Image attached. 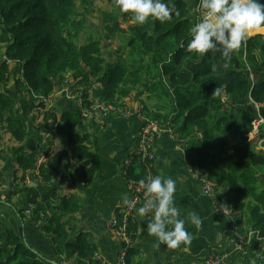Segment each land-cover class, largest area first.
<instances>
[{
    "label": "trees",
    "instance_id": "trees-1",
    "mask_svg": "<svg viewBox=\"0 0 264 264\" xmlns=\"http://www.w3.org/2000/svg\"><path fill=\"white\" fill-rule=\"evenodd\" d=\"M106 1L111 7L102 18L107 34L80 45L84 24L77 19L83 16L79 8L91 11V0H0V131L15 142L7 152L0 150V159L13 163L7 175L16 186L0 196V204L10 206L22 222L28 218L25 212L39 221L35 228L48 237L56 255L51 262L37 254L10 226L0 229V264H100L93 258L90 236L79 232L71 237L68 217L81 210V202L59 190L89 185L96 176L99 157L83 130L88 123L83 110L96 103L140 107L173 130L186 146L192 171L212 183L238 232L258 231L264 239V125L250 139L253 121L264 120V37H249L230 58L215 52L200 56L186 48L194 23L185 0H168L179 16L163 23L149 19L144 25H133L130 13L121 12L114 0ZM125 22L123 29L120 23ZM115 37L121 42L115 53L120 54L107 62L102 49ZM12 80L16 96L30 105L28 115L35 114V133L17 99L6 91ZM66 82L80 104L70 101L72 106L60 115L50 108L43 112V99ZM53 136L61 146L55 153L50 151ZM31 140L34 151L28 149ZM42 157L45 161L39 162ZM128 160L126 183L153 175L152 159L133 153ZM29 174L36 187L26 182ZM0 179L4 192L1 171ZM135 257L131 245L126 264H139Z\"/></svg>",
    "mask_w": 264,
    "mask_h": 264
},
{
    "label": "crops",
    "instance_id": "crops-1",
    "mask_svg": "<svg viewBox=\"0 0 264 264\" xmlns=\"http://www.w3.org/2000/svg\"><path fill=\"white\" fill-rule=\"evenodd\" d=\"M185 2L189 9V17L195 24L198 22L197 0H185ZM257 34L264 35L261 33L253 35ZM55 100L52 111L57 115L72 106L70 101L63 97L58 96ZM62 107L64 109L59 110ZM140 128L141 123L134 116L130 118L110 116L100 123L99 127H96L92 120H88L83 130L89 136L92 152L99 157L96 176L89 185H66L59 189L75 195L81 202V210L68 217L71 223V237L74 238L79 232L90 236V243L95 247V252L108 264H119L118 257L124 246L123 242L110 233L107 222L114 216L121 217L125 207L121 203L122 194H127L129 199L133 196L132 190L121 176V166L123 161L135 152ZM3 134L9 137L10 135L4 129L0 131L2 138L0 150L7 152L11 147L1 146ZM31 141L28 143V149L34 151L36 143ZM51 143V153L61 149L57 136L52 137ZM38 148L42 151L45 145ZM153 152V175L151 176H170L175 179L177 182L175 203L180 209L181 218H187L190 211H195L202 218L203 224L197 228L191 223H186L185 227L193 234V239L188 245L182 244L177 248H169L160 244L156 247V238L147 232V224L152 219L151 213L142 218L135 210L133 213L135 223L132 224L134 226L133 233H131L132 246L136 253L133 262L139 264H202L210 254L218 252L225 256V264H264V260L259 258L262 245L258 241L252 240L251 244H245L244 250L237 249L231 244L232 238L238 231V223L232 219L230 209L221 202L217 193L215 196L218 203L230 211V216L223 214L217 202L205 194L195 174L187 166L189 164L185 144L177 141L174 134L163 132L156 138ZM7 155L8 153L4 155V158ZM44 161L42 157L39 162ZM26 178L30 187H36L34 175L29 174ZM51 187H54V183ZM40 190H46V188L42 187ZM0 223L6 227L14 226L24 242L37 254L51 262L56 261V255L48 237L36 229L30 219L20 221L13 209L3 202L0 204Z\"/></svg>",
    "mask_w": 264,
    "mask_h": 264
},
{
    "label": "clouds",
    "instance_id": "clouds-1",
    "mask_svg": "<svg viewBox=\"0 0 264 264\" xmlns=\"http://www.w3.org/2000/svg\"><path fill=\"white\" fill-rule=\"evenodd\" d=\"M121 12L131 14L133 25H144L149 19L160 22L170 21L179 16V10L168 0H114ZM196 11L197 21L191 28V39L186 48L190 53L204 56L210 52L219 53L225 58L240 49L248 37L264 30V3L261 0H199ZM144 189L145 201L136 209L140 217L151 213L147 232L156 238V247L164 244L169 248L188 245L193 234L185 227L191 223L197 228L203 224L195 211L187 218H181L180 209L175 203L177 182L172 177L149 176L140 180ZM121 203L135 207V201L122 194Z\"/></svg>",
    "mask_w": 264,
    "mask_h": 264
},
{
    "label": "built area",
    "instance_id": "built-area-1",
    "mask_svg": "<svg viewBox=\"0 0 264 264\" xmlns=\"http://www.w3.org/2000/svg\"><path fill=\"white\" fill-rule=\"evenodd\" d=\"M199 3V0H197V5ZM198 14V13H197ZM63 97L66 100L73 101L75 104H80V96H74L71 91L70 85L66 82L65 86L62 87L61 90L57 91L53 95H51L48 98H44V103L48 106L51 105L55 100L56 97ZM83 115L87 120H92L93 123L99 124L106 121L110 116H117L120 118H130L134 116L138 121L141 123V128L139 132L138 137V143L137 148L135 150L136 156H141L142 158H148L153 159L154 152H153V146L155 143L156 138L160 133L167 132L170 135L174 134L177 141L183 143V141L179 140L176 136L174 131L171 130L168 126L161 125L158 122L154 121L151 117L147 116L145 113L142 112L141 108H135V109H121L114 105H105L103 103H96L94 106H92L90 109H84ZM264 125V120L261 117H258L257 120L253 121V132L257 129H259L260 126ZM130 162L128 159L124 160L122 163V170H121V176H123L124 179H126L127 172L126 168L129 166ZM189 170L192 171V168L190 165H187ZM193 172V171H192ZM194 173V172H193ZM196 176V179H198L203 186V191L205 194L210 196L214 202H217V205L219 209L223 212V214L230 216V211L226 210L222 204L218 203V199L215 196L212 184L206 180L204 177L199 176V174L194 173ZM130 189L132 190L133 196L132 200L135 201V207H124V210L121 214V217L114 216L111 219L108 220L107 225L109 228L110 233L118 240L124 243V246L120 250V256L118 257L119 264H126L125 257L128 248L132 245L133 239L132 234L129 230L130 225L134 224V217L133 213L134 211L143 205L145 201L144 196V189L141 187L140 183H136L133 181H129L127 183ZM38 224L40 222L38 221ZM246 242V238L236 233L232 243L236 247H240L244 245ZM93 258L98 261L100 264H108L106 260H104L97 252L94 254ZM259 258L261 260H264V250L259 253ZM225 257L220 253H212L210 254L205 261L202 264H224Z\"/></svg>",
    "mask_w": 264,
    "mask_h": 264
},
{
    "label": "rangeland",
    "instance_id": "rangeland-1",
    "mask_svg": "<svg viewBox=\"0 0 264 264\" xmlns=\"http://www.w3.org/2000/svg\"><path fill=\"white\" fill-rule=\"evenodd\" d=\"M93 2V7H92V10L89 11V12H86L85 9L88 8L87 6H83V7H80L79 8V12L80 14H83L80 15L77 19H81L83 24H84V29L82 30L81 34H78V41H79V44L82 45L84 44L88 38H102V35H105L107 34L106 30L103 28V22H102V18H103V12L104 11H108L110 12L111 11V7L110 5L108 4V2L106 0H91ZM120 26L123 28V29H126L128 27L127 23H120ZM256 33H261V34H264V31H259V32H256ZM255 34V33H253ZM253 34H251L249 37L251 36H254ZM264 36V35H263ZM248 37V38H249ZM121 42H120V39L118 37H115L114 39L110 40V41H107V43L105 44V46H103V57L105 58V60L107 62H111V61H114L115 60V57L120 54V53H115L116 50L119 48ZM0 45L1 46H4L3 45V38H2V35H1V27H0ZM11 64V63H10ZM13 80L12 81H9V83L7 84V89L6 91L13 95L17 101H18V105H20V108H21V111L24 112V115L25 117L28 119V122H30V130L35 133L36 132V127L38 125L37 121L35 120V114H32V116L30 117L27 113L28 109L30 108V105L27 103L26 99H20L16 96L15 94V90H14V86H13ZM60 99V98H59ZM57 99V100H59ZM56 101V100H55ZM55 101H53L52 103V107L51 105L49 106L50 109H53L54 108V104H55ZM48 106H46L45 109H42V111H47L49 110ZM64 108H60L59 110H63ZM31 110V109H30ZM34 110V108L32 109ZM40 113V112H39ZM41 114V113H40ZM258 119V118H257ZM256 119V120H257ZM100 126V123L99 124H96V127H99ZM258 132V130L256 129L254 132L252 131V133L250 134V139L256 135V133ZM10 135V134H9ZM44 139L47 138V136L45 135L43 137ZM32 142V141H30ZM15 144V142L10 139L9 136H7V134H3V142L1 144V146H3L4 148H9V147H12L13 145ZM61 147V146H60ZM262 150H264V147L261 148ZM10 156L9 154L7 155V157L5 159H8ZM11 166H13V163H10L9 161L5 160L4 162L2 161V159H0V171L2 172V175H3V180L6 182L4 186H2V190H4V192L2 194H0V196H5L7 193H8V190L12 189V188H15V187H12L11 186V181L7 175L8 172H10V168ZM15 170H16V165L14 164V167H13ZM21 176V173H18L16 177H20ZM200 176V175H199ZM203 177V176H201ZM205 178V177H204ZM206 180H208L207 178H205ZM198 180V179H197ZM209 181V180H208ZM0 182H2V180L0 179ZM198 182L202 185V183L198 180ZM210 182V181H209ZM211 183V182H210ZM9 184V186H8ZM212 184V183H211ZM10 187V188H9ZM203 187V186H202ZM9 188V189H8ZM6 189V190H5ZM214 190V189H213ZM214 193L216 195V191L214 190ZM25 214L27 215L28 219H30V213L29 212H25ZM31 220V219H30ZM32 221V220H31ZM33 222V221H32ZM33 225L34 226H38V222H33ZM14 227V226H12ZM7 227L5 225H2L0 223V229L2 231H4ZM238 232V231H237ZM239 233V232H238ZM240 234V233H239ZM242 235V234H241ZM246 238V240L248 242H246L245 244H251L252 240H256L260 243V245H262V251L264 250V239L260 236L259 232L258 231H249L246 235H242ZM235 237V236H234ZM234 237L232 238L231 240V244L233 246H235L232 241L234 239ZM244 244V245H245ZM240 246V247H236L237 249H241V250H244L243 249V246ZM261 251V252H262ZM218 253V252H216ZM222 254V253H220ZM223 255V254H222ZM224 256V255H223ZM225 257V256H224ZM65 264V263H63ZM224 264H225V261H224Z\"/></svg>",
    "mask_w": 264,
    "mask_h": 264
}]
</instances>
